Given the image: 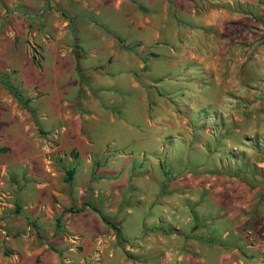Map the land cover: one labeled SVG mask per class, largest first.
Returning <instances> with one entry per match:
<instances>
[{"label":"crops","instance_id":"0c3cea01","mask_svg":"<svg viewBox=\"0 0 264 264\" xmlns=\"http://www.w3.org/2000/svg\"><path fill=\"white\" fill-rule=\"evenodd\" d=\"M25 1L0 0V13L22 9L28 5ZM141 3L143 13L134 29L136 52L130 50L135 39L128 23L109 19L106 34L99 21L81 22L74 34L85 50L67 55L59 47L43 49L41 77L31 61L24 65V89L49 91L41 101L29 103L39 128L56 146L29 148L26 133L15 126V147L4 167L16 179L4 185V192L14 194L11 199L24 218L34 223L31 230L55 236L48 243L57 242L68 251H73V240L84 252L95 248L105 230L93 205H99L106 221L121 220L126 236H139L152 204L153 216L145 219L155 225L157 251L169 243L177 263L241 264L236 246L245 230L233 222L227 227L219 223L221 212L227 211L219 206L223 196H233L235 181L215 174L223 165L212 156H222L225 149L205 143L210 135L201 131L205 123L197 115L212 111L227 126L235 122L242 105L254 115H264V0ZM13 13L0 14V29L10 25L6 22ZM121 18L128 20L122 14ZM5 51L9 60L2 61L0 55V69L17 68L12 46ZM44 79L49 81L47 88L41 85ZM232 130L237 131L234 126ZM228 135L232 134L217 138L224 141ZM71 148L76 149L73 158ZM231 200L243 206L240 198ZM136 203L140 208L129 206ZM121 204L125 206L118 212L109 206L118 209ZM237 210L225 219L241 214ZM163 212L175 217L168 237L158 226ZM209 235L218 239L210 240ZM16 251L24 260L39 256L42 264L59 260L46 244L31 252ZM104 264L118 263L107 258Z\"/></svg>","mask_w":264,"mask_h":264},{"label":"rangeland","instance_id":"374dc122","mask_svg":"<svg viewBox=\"0 0 264 264\" xmlns=\"http://www.w3.org/2000/svg\"><path fill=\"white\" fill-rule=\"evenodd\" d=\"M18 4L21 0H17ZM26 7L20 9L12 8L0 14L6 16L15 12L11 21L0 29V55L2 61L9 60L5 48L12 46L17 59V68L0 69V74H5L8 80L21 92L22 99L27 100L26 106L18 104L10 94L0 84V264H42L39 256L29 259H21L17 249L27 248L30 252L35 248L46 244L58 256L55 264H104L105 259H114L118 264L124 261L131 264H181L177 263L175 253L170 250L167 243L165 250L157 251L154 247L153 229L155 225L149 224L145 216H153V205L146 208L141 221V233L139 236H126L127 228L121 220L106 221L105 230H102L100 237L95 240L94 247L84 252L78 240H73V251H68L66 246L59 243H48V240L55 236H45L42 233L31 230L34 227L32 221L26 220L20 212V206L16 203L14 195L9 191L4 192V185L15 182L16 176L7 172L4 165L5 159L9 158L12 147H15V131L21 127V131L26 133L29 141L26 146L29 148H41L44 146H56L52 136L46 137L38 124V115L31 108L30 101H41L43 96H48L35 88L26 91L20 76L25 72V64L28 60L39 62L42 65V50H55L60 48L61 52L78 54L86 49L81 41V48L75 38V29L79 28L81 22L89 23L101 22L99 25L105 30L107 21L111 19L114 24L128 23L129 33L134 42L129 44L131 52H136L139 43L136 41V32L139 16L143 13L141 0H26ZM20 6V5H19ZM97 12V13H96ZM14 14V13H13ZM121 14L128 20H122ZM103 23V24H102ZM104 26V27H103ZM102 30V29H101ZM106 31V30H105ZM107 34V31L105 32ZM135 37V38H134ZM26 61L22 63V58ZM35 67V66H34ZM28 68H32L29 67ZM35 75L41 77L40 69L34 68ZM47 79L41 81V85L47 88ZM50 95V94H49ZM52 96V95H51ZM33 104V103H32ZM27 109H30L29 112ZM264 111V110H263ZM81 113L82 111L79 110ZM253 110L242 105L236 111L235 122L231 126L223 123L218 114L212 111H198L200 122L205 123L201 127L203 133H208L210 137L205 143H215V147L223 148L222 156H212V159L222 161L221 168L218 169L219 176L235 181L234 199L240 198L243 206H238L231 198L233 196H223V203L219 207L225 208L226 212H221L219 223L222 227H227L233 222V226L245 230L239 238L236 246L237 253L241 259V264H264V115H254ZM262 112V111H260ZM264 114V112H263ZM230 116V115H229ZM232 117V116H231ZM17 128H16V127ZM236 127L237 131L232 130ZM230 132L231 136L224 141L218 140V136ZM218 144V146H216ZM25 145L22 143L21 146ZM235 150H232V149ZM76 149L71 148L69 156L75 157ZM213 163V165L215 164ZM211 173H213L211 171ZM20 189H17V192ZM15 193V192H14ZM222 196V195H221ZM132 204L134 208H140V204ZM98 204L93 208L100 212ZM115 212L121 211L123 204L115 209V205H109ZM207 206L213 208V204ZM237 208L241 214L231 217V210ZM162 222L158 226L162 229V236H171L174 231L175 217L163 212ZM252 215L256 219L245 218ZM256 215V216H255ZM175 216V215H174ZM239 216V217H238ZM4 223V226L1 225ZM25 226L30 227L27 229ZM185 227V226H184ZM35 230V229H34ZM75 239L74 237H72ZM185 238V236H184ZM211 240L218 237L208 236ZM147 242V243H146ZM146 243V244H144ZM231 247V245H229ZM93 248V250H92ZM16 249V250H15ZM184 264V263H182Z\"/></svg>","mask_w":264,"mask_h":264},{"label":"trees","instance_id":"16d2710c","mask_svg":"<svg viewBox=\"0 0 264 264\" xmlns=\"http://www.w3.org/2000/svg\"><path fill=\"white\" fill-rule=\"evenodd\" d=\"M77 57H78V55H77ZM33 64H34V66H35L36 68H38V69L41 68V65H40L39 62H36V61L33 60ZM75 71H76V73H77V76H78L79 79L81 80V79H82V75L80 74V71H79V68H78V65H77V64L75 65ZM0 84L2 85V87L4 88V90H6L7 93L10 94L11 97H12V98H13L18 104H20L21 106H26V104H27L28 101L22 99V94H21V92L16 88L15 85H13V84L8 80V77H7L5 74H0ZM27 110H28L29 112H31L30 109H27ZM65 176H66V178H65L66 183H69L70 180H71V171H70V170H67V171L65 172ZM93 210H95V209L93 208ZM95 211H96V210H95ZM96 212L99 214L101 220H102L103 222H106V220H105L104 217L100 214V212H98V211H96Z\"/></svg>","mask_w":264,"mask_h":264}]
</instances>
